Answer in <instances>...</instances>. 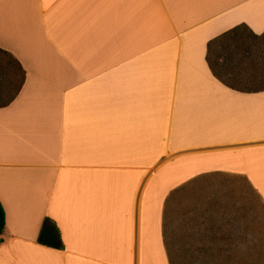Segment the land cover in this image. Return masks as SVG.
I'll use <instances>...</instances> for the list:
<instances>
[{
  "label": "crops",
  "instance_id": "crops-1",
  "mask_svg": "<svg viewBox=\"0 0 264 264\" xmlns=\"http://www.w3.org/2000/svg\"><path fill=\"white\" fill-rule=\"evenodd\" d=\"M0 202V264H264V0H0Z\"/></svg>",
  "mask_w": 264,
  "mask_h": 264
},
{
  "label": "trees",
  "instance_id": "trees-1",
  "mask_svg": "<svg viewBox=\"0 0 264 264\" xmlns=\"http://www.w3.org/2000/svg\"><path fill=\"white\" fill-rule=\"evenodd\" d=\"M6 228V214L3 208V205L0 202V237L3 236ZM38 243L44 247L64 250V243L62 240L61 232L57 224L46 218L42 229L40 231Z\"/></svg>",
  "mask_w": 264,
  "mask_h": 264
},
{
  "label": "rangeland",
  "instance_id": "rangeland-1",
  "mask_svg": "<svg viewBox=\"0 0 264 264\" xmlns=\"http://www.w3.org/2000/svg\"><path fill=\"white\" fill-rule=\"evenodd\" d=\"M213 187H215V186H208V185H203V186H197V189L199 190L200 189V191L201 192H203L204 190H206V191H210V188H213ZM220 186L218 185L217 186V188H219ZM222 187H224V186H222ZM253 204V202H251L250 201V207H251V205ZM207 208V207H206ZM208 214V211L206 210V212H204V214H202V216L200 217V221H201V223L202 224H205V225H207L208 224V216H207V214ZM222 251L224 250V249H221ZM225 251V250H224ZM222 255H223V253H222ZM221 260H223V259H221ZM202 264H207V263H202ZM235 264V263H234Z\"/></svg>",
  "mask_w": 264,
  "mask_h": 264
}]
</instances>
